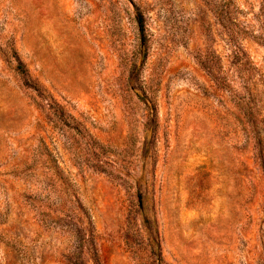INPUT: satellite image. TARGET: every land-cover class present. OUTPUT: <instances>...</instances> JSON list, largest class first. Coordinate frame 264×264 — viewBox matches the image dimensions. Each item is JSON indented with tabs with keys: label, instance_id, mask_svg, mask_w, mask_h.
I'll list each match as a JSON object with an SVG mask.
<instances>
[{
	"label": "rangeland",
	"instance_id": "374dc122",
	"mask_svg": "<svg viewBox=\"0 0 264 264\" xmlns=\"http://www.w3.org/2000/svg\"><path fill=\"white\" fill-rule=\"evenodd\" d=\"M0 264H264V0H0Z\"/></svg>",
	"mask_w": 264,
	"mask_h": 264
}]
</instances>
